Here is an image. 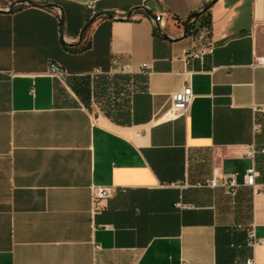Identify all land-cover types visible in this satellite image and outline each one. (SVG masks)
Masks as SVG:
<instances>
[{
  "label": "crops",
  "instance_id": "0c3cea01",
  "mask_svg": "<svg viewBox=\"0 0 264 264\" xmlns=\"http://www.w3.org/2000/svg\"><path fill=\"white\" fill-rule=\"evenodd\" d=\"M15 1L0 0V264H264V0ZM223 174L235 195L207 184ZM95 186L114 188L98 211Z\"/></svg>",
  "mask_w": 264,
  "mask_h": 264
},
{
  "label": "built area",
  "instance_id": "2783aa9c",
  "mask_svg": "<svg viewBox=\"0 0 264 264\" xmlns=\"http://www.w3.org/2000/svg\"><path fill=\"white\" fill-rule=\"evenodd\" d=\"M14 7H20L23 5H30L29 0H16L14 3ZM89 7L93 10H95L96 5L95 3H90ZM157 21H162V17L160 15L156 16ZM214 52V45H209L200 49H191L187 53L189 56L194 58H204L206 55L211 54ZM127 65H124L122 67V70L127 69ZM143 67H149L148 63H144ZM49 71L55 75L57 78L64 79L68 72L63 69L61 65H59L56 62H51L49 65ZM195 98V94L193 91V88L191 85H186L182 89L177 90L171 94V106L168 108V110L165 112V116L172 120L176 119L180 116H184L189 112L190 105ZM258 150L251 147L249 153L255 154ZM259 151H264V149H261ZM258 175V170L256 167H251L247 171L246 174V183L256 187V178ZM209 186L217 187L222 186L226 193L229 195H235L237 192V182L236 178L234 176H228L226 174L223 175H216L214 176L210 181L207 182ZM114 188L107 187V186H95L93 188V200L97 207V211L101 208L103 203L110 198L113 195ZM261 240L255 235L254 230L250 231V244L255 246L257 245ZM247 264H256V261L254 258H249L247 260Z\"/></svg>",
  "mask_w": 264,
  "mask_h": 264
},
{
  "label": "water",
  "instance_id": "95a60500",
  "mask_svg": "<svg viewBox=\"0 0 264 264\" xmlns=\"http://www.w3.org/2000/svg\"><path fill=\"white\" fill-rule=\"evenodd\" d=\"M29 3L31 4H34V5H37V6H40V7H50L52 6L53 4L51 3H40V2H34L33 0H29ZM14 7V4H12L9 8V10H12ZM208 7V6H207ZM130 15V14H129ZM100 16V14H97L95 16H93V18L87 23V25L83 28L82 32H81V35H80V38H79V42L82 41L83 39V36H84V33L86 32V30L88 29V27ZM158 32L163 35V36H167L163 30L158 27ZM184 34L186 35L187 34V27L185 28V31H184Z\"/></svg>",
  "mask_w": 264,
  "mask_h": 264
},
{
  "label": "trees",
  "instance_id": "16d2710c",
  "mask_svg": "<svg viewBox=\"0 0 264 264\" xmlns=\"http://www.w3.org/2000/svg\"><path fill=\"white\" fill-rule=\"evenodd\" d=\"M89 45L90 44H86L84 46L77 47V48H71V47H68L67 45L66 46H67V48L71 49L72 51H84V50L89 48Z\"/></svg>",
  "mask_w": 264,
  "mask_h": 264
}]
</instances>
